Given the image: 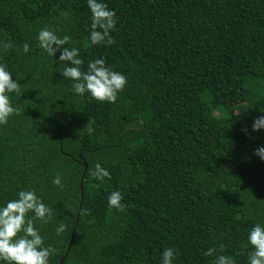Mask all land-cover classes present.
I'll return each mask as SVG.
<instances>
[{"label": "trees", "instance_id": "16d2710c", "mask_svg": "<svg viewBox=\"0 0 264 264\" xmlns=\"http://www.w3.org/2000/svg\"><path fill=\"white\" fill-rule=\"evenodd\" d=\"M103 2L116 13L111 45L89 43L86 0H0V64L21 86L0 125V205L31 189L51 209L33 220L49 264L71 234L63 264H160L167 247L173 264H247V233L264 226V130H251L264 115V0ZM45 27L70 37L82 71L102 57L125 75L114 102L73 94L39 47ZM237 82L243 102L227 106ZM112 191L122 210L108 207Z\"/></svg>", "mask_w": 264, "mask_h": 264}, {"label": "clouds", "instance_id": "9594fccd", "mask_svg": "<svg viewBox=\"0 0 264 264\" xmlns=\"http://www.w3.org/2000/svg\"><path fill=\"white\" fill-rule=\"evenodd\" d=\"M90 13V29L88 41L91 45H111L110 33L116 25V13L109 9L103 0H86ZM36 39L39 47L56 63V71L64 78L72 81V92L77 96L86 93L100 103H112L117 94L127 83L123 73L106 66L101 57L87 63V70L82 71L80 49L70 43L68 35L58 36L55 31L45 27L38 31ZM10 44L0 42V48H8ZM21 51L29 52L27 44L21 46ZM58 54V55H57ZM21 86L12 79V74L0 64V125L17 111L10 103V95L19 94ZM251 130H264V115L253 120ZM261 161H264V147L254 151ZM108 171L99 163L94 165L92 177L99 181L108 177ZM52 184L63 187L59 174L53 177ZM122 196L119 191H112L107 196L109 208L122 210ZM31 214L29 217L28 214ZM52 211L39 196L31 190H20L16 198L0 205V264H49V256L54 253L51 245L44 246V238L34 227L33 220L47 223ZM65 225L61 222L55 228L57 235L64 232ZM247 245L251 251L247 264H264V226L254 224L247 233ZM214 249L209 248L205 255H211ZM174 249L164 248L160 256V264H173ZM213 264H235L234 259L227 255L216 256Z\"/></svg>", "mask_w": 264, "mask_h": 264}, {"label": "rangeland", "instance_id": "374dc122", "mask_svg": "<svg viewBox=\"0 0 264 264\" xmlns=\"http://www.w3.org/2000/svg\"><path fill=\"white\" fill-rule=\"evenodd\" d=\"M233 88H234V93L230 97L225 99V103L227 106H232V105L240 106L243 102L241 97V93L243 91L242 82L234 83Z\"/></svg>", "mask_w": 264, "mask_h": 264}, {"label": "water", "instance_id": "95a60500", "mask_svg": "<svg viewBox=\"0 0 264 264\" xmlns=\"http://www.w3.org/2000/svg\"><path fill=\"white\" fill-rule=\"evenodd\" d=\"M84 166H85V164H84ZM85 169H86V166H85V168H84V171H85ZM80 192H81V196H80V197H82V196H83V193H82L81 183H80ZM79 212H80V205H79V208H78L77 217H78V215H79ZM73 231H74V228L72 229V233H73ZM72 238H73V234H71L70 241H69V243H68V247H67L66 253H65V255H64L62 258H60V260H59V264H63V261H64L66 255H67V252H68L69 247H70V245H71Z\"/></svg>", "mask_w": 264, "mask_h": 264}]
</instances>
